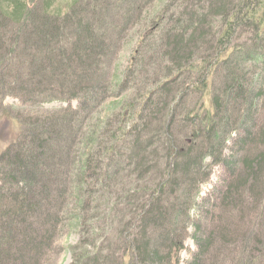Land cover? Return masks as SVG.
<instances>
[{
  "label": "trees",
  "instance_id": "16d2710c",
  "mask_svg": "<svg viewBox=\"0 0 264 264\" xmlns=\"http://www.w3.org/2000/svg\"><path fill=\"white\" fill-rule=\"evenodd\" d=\"M146 1L72 0L67 12L53 14L55 0H0V66L14 59L13 75L31 82L8 84L6 66L0 93L27 99L56 83L63 101L80 104L21 120L14 145L0 152V264H38L67 210H77L76 224L84 225L85 197L117 185L130 167L133 177L115 192L133 199L131 211L110 232L124 245L109 250L116 241L108 240L103 247L75 248L69 264H180L188 228L194 250L185 264H258V257L264 264V122L258 120L264 109V0ZM143 2L151 6L144 15ZM139 8L135 49L113 82L115 48ZM246 27L248 39L237 40ZM158 53L165 62L160 68L153 67ZM144 59L158 70L151 77ZM191 94L197 100L187 106ZM179 112L190 123L186 130L177 123ZM81 134L79 158L74 147ZM100 148L103 156L93 164ZM209 165L227 170L221 187L192 196ZM87 179L98 182L90 195L83 188ZM232 209L242 226L222 219ZM198 215L217 225L205 228L193 219ZM153 231H160L157 239Z\"/></svg>",
  "mask_w": 264,
  "mask_h": 264
},
{
  "label": "rangeland",
  "instance_id": "374dc122",
  "mask_svg": "<svg viewBox=\"0 0 264 264\" xmlns=\"http://www.w3.org/2000/svg\"><path fill=\"white\" fill-rule=\"evenodd\" d=\"M71 1L72 0H55V2L49 8V12L53 14L67 12ZM146 2L149 3V0H147ZM148 5L149 4H146L143 2L142 7H141L142 9L139 8L136 10V12L134 13V16L131 17L133 18L132 20L133 22L129 24V26L127 27L129 29L125 30L122 33V36L120 40L118 41V44L115 48L117 49V53L115 56H113V64L110 68L111 79L113 80V82H116L117 79L120 77L122 71H124V68L127 65V62H128L129 57L131 56V53L135 49L136 39L138 38L136 33L138 32V28L140 27V24H141L140 20L142 18V17H138L139 15L137 14L139 13L141 9L140 13L144 15L145 12L151 8V6H148ZM145 6H148L147 7L148 9L145 10L144 8ZM106 20L112 21V19L110 20V17L109 19L106 18ZM121 23L122 22H120L119 24ZM115 25H116V22H115ZM247 32H249V30H247V27L241 29V31L239 32V35H236L237 36L236 39L238 38L237 40L240 39L239 41L244 42L245 40L248 39V38H245L247 36ZM158 37H159V34L155 33L154 34L155 43L159 42ZM249 40L250 42L248 43H251L252 40L251 39ZM160 53L155 54L153 58V67L155 66L157 67L158 65V68H160L165 64V62L162 61L160 58ZM203 53H204V49H202V51L196 55L197 59H199L198 57L202 55ZM14 61H15L14 59L12 62L5 61V64L3 66H0V74L2 73V71L5 70L7 66L8 68H10L8 70L10 71V74H11L5 77L6 82L8 84L13 85L14 83L21 82V83H24V85H27V86L30 85L31 83L30 79H27L24 75L18 78L13 75V73H16V70H13L12 68ZM143 63H145L146 67H148L147 71H150V73L148 74L149 77H151L154 72L158 71L156 69L151 71V69L153 68L150 67V62L147 63L145 59L143 60ZM4 90L3 92L0 93V152L4 151L7 147H10L11 145H14L13 143L18 138L21 128L24 127L22 126L21 120L22 121L27 120L30 116L34 117L35 115H42V117H45V118L50 117V116L60 113V111H62L63 109L67 107H70L71 109H75L78 105H80L78 101L74 99H70L69 102L63 101L61 98L62 96L56 93L57 91L56 83L44 84L42 86V90H44L43 92L35 94V97H32V98L27 96L28 97L27 99L25 98L24 95H20L19 93L18 94L11 93L8 90H6V93H5ZM196 100H197V95H194V94L189 95V97L187 98V106L188 105L193 106V103ZM202 100L204 103V107L210 110L211 103H210L209 94H205ZM109 103L110 102L100 104V107L98 111L96 112V114L98 115L102 114L103 108L105 109V107L108 106ZM181 115H182V112H179L176 115L177 123L179 124V126L183 127L184 130H186L187 127L189 128L190 123L183 122ZM258 120L260 123L264 122V109L262 113H260V115L258 116ZM32 127H35V125L25 124V128L27 130H31ZM42 134L44 133L42 132ZM84 135L85 134H81V136L77 138L78 144L76 147H74L75 152H77V150L83 147ZM150 135H152V133L148 134V136ZM119 146H121V144ZM23 148L24 146H21V149ZM82 152H83V149H80L77 152V156L79 158ZM92 153L94 152L92 151ZM103 153H104L103 148H100L96 151L95 153L96 155L94 154V157H93V164H96V161L99 159V157L103 156ZM3 168H4V165H3ZM208 168H209V172H208L207 178L206 179L204 178L202 182L192 187V191H193L192 196L193 194L198 195L197 190H199V193L204 195V194H207L209 191H211L216 186H217V189L221 187L220 185L222 183V180L225 174H227V170L224 171L223 167L214 166V165H209ZM128 171H130L129 175H127ZM128 171H125L124 173H122L125 175L121 174L122 176L120 175L118 177L119 182L117 183V185H114L110 188L107 187L108 189L105 191H99L96 193L93 192L92 195H90V193L92 192L90 189L93 190V188H95L96 190L98 186L95 184L98 182L92 184L90 179H87L85 187L83 188L85 190V194L88 193L90 196L85 197L86 199H85V204H84L85 206L83 207L84 209L80 210V212H82L86 217L85 224L84 225L76 224V214L78 213L77 210H67V213L66 214L64 213L65 215L64 217H62L59 230L56 233L54 239L52 240L50 247L47 250H44L45 252H43V256L39 259L38 262L36 261V263L38 264H69L73 258L74 250L78 248L82 249L83 246L88 245V244H97V247L99 245L103 247V245L111 243V241H108V240H112V241L115 240L113 238L112 239L110 238V232L115 231V228L117 227L118 222L121 220L120 218L122 216L124 215L127 216V214H129L131 210H128V207H130L133 204V199H129L125 195L121 197H117L116 196L117 193L115 192L116 187L117 188L121 187L124 189L123 182L129 176L133 177L134 170L130 167L128 168ZM56 174H57V178H60V175L58 173ZM109 183H112V180H109ZM5 187L9 188L10 186L8 184H5ZM136 195H139V194H136ZM73 196L75 195L73 194ZM112 197H115L117 199L112 201L113 200ZM196 197H194V199H196ZM215 198H216V195H215ZM174 199L175 198H172V199L170 198V201L175 202L176 200ZM213 200L215 199H214V196L212 195L211 201L213 202ZM113 202H115L114 204L118 205L116 208H119V210H113L114 208ZM176 203H179V200L176 201ZM209 208H211L210 210H216L214 207H212V205H210ZM217 210L216 212L219 213L220 211H217ZM229 213H222L223 215L222 219L224 220V217H228V222L231 223L230 226H232L233 228L242 226L241 225L242 223L239 222V219H238L237 209L229 210ZM245 218L246 217H243V219ZM193 219L195 221L201 222V225H203L205 228L209 230H211V228H213L214 225L215 226L217 225V220L215 221L212 220L214 221V223L210 220L206 221V219L201 218L200 215L196 216ZM247 225L248 224L244 225L245 227H243V229L247 228ZM33 226L39 228L40 225H38L37 222H34ZM258 229L259 228L256 227V229L251 230V232L253 233L251 234L250 232L249 237L250 238L253 237L252 235L256 233L255 230H258ZM190 232H191L190 228H188L186 230V235L183 237V240H182L184 244V250L181 252L180 264H185L187 258L188 259L190 258L191 251L194 250V243L190 237V234H189ZM151 234L154 239H157L159 237L160 231H153ZM10 235H11V232H10ZM93 235L95 236L96 242L92 240ZM115 241L117 243L113 242L111 245H107L108 246L107 248L109 250H119V247L121 248L119 244L124 245V242L121 243L122 241L121 239L115 240ZM216 241H217L216 245H218L219 240H216ZM251 245L252 244L250 242L248 244V247H251ZM0 246L4 247L3 245H0ZM9 251L11 254L14 255V258H15L16 252L12 249L11 250L9 249ZM224 252H227V251L224 250ZM248 253H250V248L248 250ZM212 254H214V252H212ZM29 255L33 256V253L29 252ZM258 258H259L258 264H263L261 262L262 258L261 257H258ZM224 259H226V257ZM10 263L12 262L10 261ZM71 264L73 263L71 262Z\"/></svg>",
  "mask_w": 264,
  "mask_h": 264
}]
</instances>
